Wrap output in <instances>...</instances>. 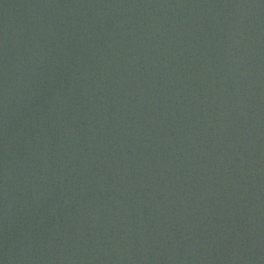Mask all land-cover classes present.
Here are the masks:
<instances>
[{"label": "water", "instance_id": "95a60500", "mask_svg": "<svg viewBox=\"0 0 264 264\" xmlns=\"http://www.w3.org/2000/svg\"><path fill=\"white\" fill-rule=\"evenodd\" d=\"M0 264H264V0H0Z\"/></svg>", "mask_w": 264, "mask_h": 264}]
</instances>
